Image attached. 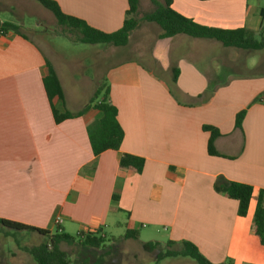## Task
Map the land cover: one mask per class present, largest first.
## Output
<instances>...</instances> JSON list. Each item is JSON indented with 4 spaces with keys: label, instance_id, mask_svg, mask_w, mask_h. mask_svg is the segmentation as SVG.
<instances>
[{
    "label": "crops",
    "instance_id": "crops-1",
    "mask_svg": "<svg viewBox=\"0 0 264 264\" xmlns=\"http://www.w3.org/2000/svg\"><path fill=\"white\" fill-rule=\"evenodd\" d=\"M52 1L65 15L104 33L120 29L128 9L127 0ZM24 3L39 5L35 0H0V7L17 9ZM262 3L172 0L171 8L201 26L257 33L264 25ZM139 4L154 7L150 0ZM136 17L138 26L120 48L130 46L140 57L110 66L103 83L117 110L123 140L119 150L97 157L87 127L100 115L85 109L96 83L83 97L74 88L80 83L67 82L50 60L51 48L21 32L0 34V220L53 234V221L59 217L62 233L100 232L105 240L107 227L125 221V231L136 230L138 238L148 230L165 234L167 241L191 242L213 264H264V245L252 228L260 191L264 200V72L236 76L230 65L233 56L226 60L228 69L209 56L235 48L184 35L159 39L155 24L142 21L138 11ZM152 30L154 41L143 51L138 38ZM113 49L119 48L109 46L110 53ZM241 56H236L239 64ZM46 61L59 79L63 102L53 99L50 105L46 96ZM255 64L245 61L240 67L249 71ZM175 69L179 74L174 84ZM51 106L58 113H83L56 124ZM241 111L245 114L237 129L235 117ZM203 126L220 132L214 148L221 156L208 155L209 133ZM123 154L144 159L141 174L120 169ZM218 177L253 188L244 218L237 216L236 201L214 190ZM21 248L19 254H10L9 264H33ZM5 262L0 259V264Z\"/></svg>",
    "mask_w": 264,
    "mask_h": 264
},
{
    "label": "trees",
    "instance_id": "trees-1",
    "mask_svg": "<svg viewBox=\"0 0 264 264\" xmlns=\"http://www.w3.org/2000/svg\"><path fill=\"white\" fill-rule=\"evenodd\" d=\"M44 9L51 12L59 27L67 31V34L73 37L74 42L84 45H109L112 47H124L128 43L130 33L138 26V20L135 18L138 11L139 0H127L128 9L125 20L117 31L113 33H104L88 26L83 20L65 15L59 6L52 0H35ZM210 1V0H198ZM154 6L153 11L143 15L142 21L155 24L161 31L159 39H167L177 35H184L194 39L214 40L227 48H235L246 51L264 50V28L255 33L246 28L236 30H221L201 26L190 19L176 13L172 8V0H150ZM264 19V10L261 12ZM7 32L20 33L19 27L12 23H0V34ZM179 71H173L172 82L175 84ZM46 96L50 102L53 99L64 101L63 91L56 75V72L49 61L45 62V73L42 79ZM210 89H214L210 86ZM211 91V90H210ZM256 101V100H254ZM91 107L100 118L90 123L87 127L88 139L94 157L101 153L113 150L117 151L123 140V130L117 121V110L112 105L109 98V88L105 84L97 87L93 99L85 108ZM52 114L56 124L64 120L81 116L83 112L72 114L70 112L58 113L52 106ZM85 111V110H84ZM244 111L238 113L235 117V128L240 129L244 118ZM202 130L209 133L207 143V153L210 156L219 157L214 148L215 140L220 136V132L211 126H203ZM144 159L128 154H123L119 158V167L121 170L132 171L135 174H141L144 168ZM214 190L226 196L228 199L236 201L237 216L244 218L247 215L249 203L253 195V188L246 184L229 182L222 177H218L214 183ZM116 201V198H113ZM0 227L13 229L16 231H27L42 237V242L37 246L25 247L23 251L30 255L35 264H72L69 255L63 251L64 246H80L84 249L103 250L106 249V240L96 234H79L72 237L64 233L54 232L53 234L29 228L13 222L0 220ZM253 232L264 245V200L263 192L258 193L257 203L252 222ZM124 240H137L136 230H126ZM146 253L156 252L155 264L168 258H189L197 264H213L205 258L197 247L188 241L165 243V251L160 250V243L148 242L141 245ZM107 254V253H106ZM104 254L99 255L96 264H103ZM220 264H232L230 261Z\"/></svg>",
    "mask_w": 264,
    "mask_h": 264
},
{
    "label": "rangeland",
    "instance_id": "rangeland-1",
    "mask_svg": "<svg viewBox=\"0 0 264 264\" xmlns=\"http://www.w3.org/2000/svg\"><path fill=\"white\" fill-rule=\"evenodd\" d=\"M138 7V14L143 15L150 13L154 9V7L144 8L140 6V4ZM150 9L152 10L150 11ZM135 18L137 17L135 16ZM0 20L16 25L22 23L23 26L19 28L21 33L35 41L38 45L43 46V44H45L44 46L47 45L48 48H51L50 60L54 61L57 69L62 73V78H65V80L71 84L73 80L78 81L77 83H80V87L77 88L75 86L74 88L81 90L85 98L92 92L93 83H96V87L104 83L106 71L110 66L125 59H137L140 57L136 56V52H133L130 46L125 49H113V53H110L109 45H84L74 42V38L67 34L66 30L57 25L52 13L39 5H28L24 3L17 9H11L10 5L7 7L3 5L0 7ZM18 21H21V23H18ZM141 24H143L142 21L140 22V27L142 26ZM152 28L159 32L156 25H153ZM154 30L149 33H143L138 38L139 46L143 48V51H147L152 45L154 41ZM188 38L191 39L190 37ZM195 44L194 46L199 49L202 46L200 43ZM220 50L221 53L215 50L212 51V54L209 56L216 59V64L218 66L222 65L227 69L228 67L230 68V66L227 65L229 62L226 60H230L231 56H233L234 60H232L230 65L233 67L232 71L234 75L240 77H253L258 75L261 71L264 72L263 50L254 52L239 49H226L223 53L222 49ZM203 51L205 52L204 48ZM243 53L246 54V56H241ZM236 56H241L242 64H239V59ZM141 59L145 61L144 57ZM245 61L248 66L252 61H255L256 64L249 71H246L243 68L245 66ZM240 65H243V67H240ZM124 223L120 222L121 226L112 225L104 230L106 236V249H84L81 245L67 247L66 252L72 264H96V259L102 254H104L103 264H155L156 252L146 253L142 250L141 245L143 243L159 241L158 243L161 245L160 250L165 251V243L167 241L165 239V234L161 236L153 232L147 234L148 230H145L140 233L137 240H124L122 239L125 234ZM71 236L77 237L75 232L71 234ZM42 240V237L30 232L0 227V259H5V264H9L11 261L10 254H19L18 249L21 247L23 250L24 247L29 248L37 246ZM28 256L30 255L28 254ZM30 260L35 264L32 258ZM158 264L197 263L189 258L177 257L165 259Z\"/></svg>",
    "mask_w": 264,
    "mask_h": 264
},
{
    "label": "built area",
    "instance_id": "built-area-1",
    "mask_svg": "<svg viewBox=\"0 0 264 264\" xmlns=\"http://www.w3.org/2000/svg\"><path fill=\"white\" fill-rule=\"evenodd\" d=\"M61 224H62V220L59 217H56L53 221V226L55 228V232L62 233Z\"/></svg>",
    "mask_w": 264,
    "mask_h": 264
}]
</instances>
